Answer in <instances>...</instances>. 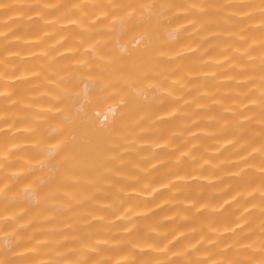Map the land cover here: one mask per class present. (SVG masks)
Segmentation results:
<instances>
[{
    "label": "bare ground",
    "instance_id": "6f19581e",
    "mask_svg": "<svg viewBox=\"0 0 264 264\" xmlns=\"http://www.w3.org/2000/svg\"><path fill=\"white\" fill-rule=\"evenodd\" d=\"M0 264H264V0H0Z\"/></svg>",
    "mask_w": 264,
    "mask_h": 264
}]
</instances>
